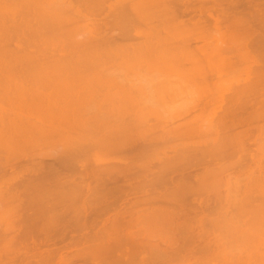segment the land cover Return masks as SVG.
Returning <instances> with one entry per match:
<instances>
[{"label":"bare ground","instance_id":"1","mask_svg":"<svg viewBox=\"0 0 264 264\" xmlns=\"http://www.w3.org/2000/svg\"><path fill=\"white\" fill-rule=\"evenodd\" d=\"M0 204V264L97 205L92 263L264 264V0H0Z\"/></svg>","mask_w":264,"mask_h":264},{"label":"rangeland","instance_id":"2","mask_svg":"<svg viewBox=\"0 0 264 264\" xmlns=\"http://www.w3.org/2000/svg\"><path fill=\"white\" fill-rule=\"evenodd\" d=\"M102 16H103V15H102ZM109 31H110V30H109ZM109 31H108V32H109ZM115 31H116V32H117V31H120V29L116 28ZM106 32H107V31H106ZM131 32H132V31H131ZM129 50H130V49H129ZM127 51H128V50H127ZM242 66H243V65H242ZM240 67H241V66H240ZM172 100H173V101H172L171 103H169V106L167 107V113H165V114L170 113L171 115H174V114L180 112V110H181V109L184 107V105L187 104V102H188L187 100H185V99H181L180 97H177L176 99H172ZM160 111L162 112V108H160ZM157 147H158V146H157ZM153 148H156V147H153ZM158 148H159L160 150L165 151V148L163 147V145H160V147H158ZM158 148H157V149H158ZM153 150H155V149H151L150 152L153 153ZM154 152H156V150H155ZM148 153H149V152H148ZM148 153H147V154H148ZM162 153H163L162 151H159V153H158L157 155H159V154L161 155ZM155 154H156V153H155ZM155 154H153V155L155 156ZM97 155H98V154H97ZM97 155L94 156V158H93V157H91V158H92V161H93V160L95 161V160L97 159V160H96L97 164H98V162H100V163L98 164L99 167H102V165H103L102 168H104V167L106 168V167H108V166L112 163L111 160L109 159V158H110L109 156H108V158H107V157L102 158L103 156L100 157V156L98 155V157H97ZM162 155H163V154H162ZM144 156H145V155H144ZM146 156H147V155H146ZM111 157H112V156H111ZM156 157H157V156H156ZM156 157H155V158H156ZM145 158H147V157H145ZM151 158L154 159V157H153L152 155H150V156L148 155V159H147V160H152ZM99 159H101L102 161H100ZM143 159H144V158H143ZM145 160H146V159H145ZM147 160H146V161H147ZM46 161H47V160H45L44 162H46ZM103 161H104V162H103ZM153 161H154V163H156L155 160H153ZM151 162H152V161H151ZM103 163H105V164H103ZM97 164H95V165L97 166ZM99 167H98V168H99ZM124 190H125V189H124ZM125 192H126V190H125ZM127 192H129V194L127 193V194H128V197H127L126 199L132 198V197H131L132 195H131L129 189H128ZM130 195H131V196H130ZM142 197H143V195L140 194V196H139L137 199L142 198ZM124 199H125V198H124ZM124 199H123L122 201H125V203H128V200H124ZM132 200H133V198L130 199L129 202H130V203H133ZM133 201H134V200H133ZM118 203H119V202H118ZM125 203H124V205L126 206V208H122V207H124V205L121 207V204H123V202H120L119 204L114 203L113 205H110L109 207H108V204H107L106 207H107L108 210H111V212H112V211H114V209L116 208L117 205H120L121 210H122V211H120V213H121V212H127V213H126L127 215L125 214L127 217L125 216L126 218H125L124 220H123V219H122V220H123L124 222L129 221V222L131 223V221H130L129 219H127V218H130V219L132 218V217H128V216H129L128 211H129V212H133V211H134L133 209H134V208L137 209V207H132L133 205H131L130 203H128L127 205H126ZM133 204H134V203H133ZM134 205H136V204H134ZM144 205H145V204H144ZM0 206H2V204H0ZM130 206H131V207H130ZM141 206H142V205H140V209H141ZM145 206H146V205H145ZM4 207H5V206H4ZM93 207H94L93 210H94V209H97V210H98L101 206H100V205H97V206H93ZM118 207H119V206H118ZM118 207H117V208H118ZM120 207L118 208V210L120 209ZM143 207H144V206H143ZM146 207H147V206H146ZM117 208H116V209H117ZM4 209H5V208H3V206H2V209H0V212H1L0 215L3 214V213L5 212V211H4V212L2 213V211H3ZM89 209H90V208H89ZM130 209H131V211H130ZM93 210H92V211L89 210V213L91 214V216H88V215H90V214L87 215L89 218L86 220V224H87V225L85 224L86 227H87L86 229H82V230H80V229L83 227V225H82L81 227H77V228H73V227H68V226H66L65 228L63 227L64 229H61V231H63V232L60 231L59 233L61 234V236H62V235H63V236L60 237V238H61L62 241L67 240L66 243H65V242H62V241L60 240V238L57 237V236H59V233L56 234V232L59 231L57 228H52V227H51L52 225H49V224H45V225H47L46 228H45L43 225L40 226V227L37 225V226H38V230H39V228H41V231L39 230V232H37V231H38V230H36V229H37V226L34 228L33 234H34V237L37 239L35 242H36V243H39V242H42L41 240H43L42 244H40V243H39V244L41 245L42 248L44 247L45 250L43 249V251L40 252V249L38 250V248H37V247L40 248V246H39V244H37L38 246H35V247L37 248V249H36V252L38 251V254H37V253H36L37 255L35 254V256H36L35 259H36L38 256H39V258H40V256H42V257L40 258V260H41V259L43 258V255H44V254H43V255H40V254H42V253H46V252H47L46 249H48V248H49V250H48V252H47V255H48V254H51V251H50V250H51V248H52L53 250H58L60 253L62 252L61 254H62V256H63V257L60 256V259L57 257L59 260H58V259H55V261H53V263L56 262L55 264H57V261H56V260H58V261L60 262V260L64 259L65 257H68V256H69V258L71 257V258H70V260H71V259L74 258V256H76V255H77V256L80 255V256H79V260H76V259H78V258L76 257V258H74V260H73V261L76 260L75 263H73V261H70L71 263H73V264H82V262H84L85 264H86V263H87V264H93V263L95 262V259H94V262L92 263V262L90 261V260H91V259H90V258H91V255L89 256V253H90V252H86V250L83 249L84 246H86V245H84V244L82 245L83 248H81V249H83V251H82V250H81V251H78L75 247H72L73 249H72V251H71V249L69 250V248H70L72 245H68V244H70L69 242H71V241L74 242V243H78V244H79V242H76V241H73V240H72V239H74V238H78L79 233H81V235L87 236V235H85L84 233L88 234L89 231H90V229L88 228V226H90V224L88 225V222H91V221H92V220H91L92 216L95 218L96 221H99V219H102V218L104 219V218H105L106 215H102V216H104V217H102L100 214H97V215H96V213H95L94 215H92V214L96 211V210H95V211H93ZM118 210H117V211H118ZM123 210H124V211H123ZM91 212H92V213H91ZM115 212H116V211H115ZM110 214H112V215H110ZM114 214H115V213H108V216H112V218H113ZM8 216H9L8 214H7V216H3V217L1 216V217H2V220H1V217H0V226H2V228H3V223L9 219ZM98 216H99V217H98ZM4 218H6V219H4ZM96 218H97V219H96ZM109 218H110V217H109ZM109 218H108V219H109ZM112 218H111V219H112ZM119 218H120V216H118L117 219H119ZM15 219H16V218H15ZM111 219H109V221H111ZM117 219H116V220H117ZM10 220H11V219H9V221H10ZM89 220H91V221H89ZM119 220H121V218H120ZM119 220H118V221H119ZM11 221H14V222H15L16 220L13 219V220H11ZM87 221H88V222H87ZM100 222H102V220H101ZM103 222H104V221H103ZM107 222H108V221H107ZM16 223H17V222H16ZM82 223H83V221H82L80 224H82ZM132 223H133V222H132ZM99 224H100V223H99ZM99 224H98V222H97L98 227L101 226V224H100V225H99ZM106 224L109 225V222L106 223ZM40 225H41V224H40ZM107 225H106V226H107ZM48 226H49V227H48ZM50 227H51L52 229H51ZM91 227H92V226H91ZM96 227H97V226H96ZM0 228H1V227H0ZM2 228H1V229H2ZM69 228H71V229H69ZM92 228H93V227H92ZM99 228H100V227H99ZM107 228H108V226H107ZM1 229H0V230H1ZM42 229H43V231H42ZM44 229H45V230H46V229L54 230V231H55V235L52 234L53 231H50V233H49V235H51V236L47 235L48 233H44V231H45ZM95 229H96L97 231H99L97 228H95ZM22 230H23V231H21V230H20V231H21V232H24V229H22ZM64 230H66V231L64 232ZM71 230H72V233H71ZM35 231H36V232H35ZM34 232H35V233H34ZM45 232H49V231L46 230ZM69 232H70V234H69ZM0 233L3 234L2 230L0 231ZM41 233H43V239L40 240V238H41V236H42ZM62 233H63V234H62ZM73 233H74V234H73ZM76 233H77V234H76ZM66 234H67V235H66ZM68 234H69V235H68ZM72 234H73V235H77V236L74 237V236H72ZM119 234H120V233H119ZM37 235H38V236H37ZM45 235H46V237H48L47 240H46V239L44 240V238H46V237H44ZM53 235H54V237H57L58 239L56 238V239H57V240H56L55 238H53V237H52ZM56 235H57V236H56ZM64 235H66V236L64 237ZM81 235H79V237H81ZM67 237H71V238H67ZM49 238H50V239H49ZM51 238H52V239H51ZM63 239H64V240H63ZM69 239H71V240H69ZM28 240H29V239H28ZM31 240H32V239H31ZM31 240L27 241L26 245H28V244L30 245ZM34 240H35V239L33 238L32 241H34ZM48 240H49V241H48ZM50 240H51V241L53 240V241H52L53 243H54V241H56V243H54V244L51 243V244H50ZM59 240H60V241H59ZM74 240H76V239H74ZM0 241H1V240H0ZM37 241H39V242H37ZM1 242H2V241H1ZM1 242H0V243H1ZM45 242H49V243H47L48 245H46ZM58 242L61 243L60 245H62V246H60V245L58 244ZM82 242L87 243V248L89 249V247H88V242H86V241H81V243H82ZM62 243H65V244H62ZM55 244H58L59 246L56 247ZM78 244H76V246H77ZM0 245H1V244H0ZM44 245H45V246H44ZM49 245H50V246L52 245V246H54V247H52V246L50 247ZM80 245H81V244H80ZM63 246H65V247H63ZM69 246H70V247H69ZM78 246H79V245H78ZM62 247H63L65 250H66L68 247H69V248H68L66 251H64V249H62L63 251H60V249H61ZM79 247H81V246H79ZM15 248H16V247H15ZM42 248H41V249H42ZM54 248H56V249H54ZM87 248H86V249H87ZM11 249H12V250H11ZM11 249H9V250L7 249L8 252H9L10 254H9L8 252H6V251L3 252L4 250L1 251L2 253H4V256L2 255V258H5V259H6L7 256H8V254H9V256H8V257L10 258L9 262H8V258H7V261H6V260H2V261H4L6 264H8V263H10V264H11V263H12V264H17L18 260H19V262H21L22 264H24L23 261H25L26 264H31V261L34 260L33 258L31 259V258L29 257V255H28V253H27L25 250H23L22 248H21L20 252H19V251H16V249H13V247H12ZM74 249H75V250H74ZM78 249H79V248H78ZM88 249H87V250H88ZM14 250H15V252H13V254H11V253H12L11 251H14ZM53 250H52V252H53ZM73 250H74L75 252H74ZM76 250L79 252V255L76 254V253H78V252H76ZM70 251H71V252H70ZM84 251H85L86 253H88V256H89V257H88L87 255H86V256H87L86 258H84L85 255H84V257L82 256V255L84 254ZM49 252H50V253H49ZM54 252H55V251H54ZM54 252H53V253H54ZM64 252H65V253H64ZM67 252H68V253H67ZM73 252H74V253H73ZM14 253H15L16 255H15ZM26 253H27V254H26ZM39 253H40V254H39ZM23 254H24V256H23ZM66 254H67L68 256H66ZM73 254H76V255H73ZM116 254L118 255V254H120V252H119V253L116 252ZM147 254H148V253H147ZM147 254H146V255H147ZM14 255H15V256H14ZM17 255H18V256H17ZM47 255H45V256H47ZM59 255H60V254H59ZM146 255H145V257L148 256V255H147V256H146ZM10 256H11V257H10ZM13 256H14V258H13ZM25 256H27L26 258H30L31 260H30V259H25ZM15 257H17V258L15 259ZM61 257H62V258H61ZM93 257H94V256H93ZM39 258H38V259H39ZM80 258H83L82 260H85V261H82V262H81V261H80ZM87 258H89L90 260L87 259ZM94 258H96V257H94ZM12 259H14V261H13ZM17 259H18V260H17ZM38 259H37V261H38ZM67 259H68V258H67ZM99 259H100V258H99ZM99 259H98V262H99V263H97V264H101V263H100L101 260H99ZM15 260H16L17 262H16ZM20 260H21V261H20ZM96 260H97V259H96ZM139 260H140V259L137 258V259L134 260L133 262H135V264H136V262L138 261L137 264H141V263H139ZM29 261H30V263H28ZM37 261H35V262L37 263ZM78 261H79V262H78ZM7 262H8V263H7ZM13 262H14V263H13ZM15 262H16V263H15ZM19 262H18V263H19ZM33 262H34V261H33ZM35 262H34V263H35ZM64 262H65V263L68 262L67 264H70V263H69V259H68L67 261L64 260L63 263H64ZM96 262H97V261H96ZM96 262H95L94 264H96ZM102 262H103V264H104V260H102ZM108 262L111 263L110 261H108ZM108 262H107V263H108ZM5 263H3V264H5ZM21 263H19V264H21ZM60 263H61V262H60ZM84 263H83V264H84ZM113 264H116V263L113 262Z\"/></svg>","mask_w":264,"mask_h":264}]
</instances>
